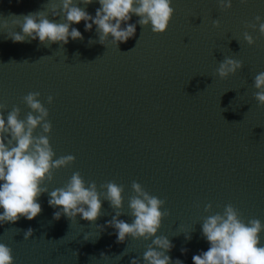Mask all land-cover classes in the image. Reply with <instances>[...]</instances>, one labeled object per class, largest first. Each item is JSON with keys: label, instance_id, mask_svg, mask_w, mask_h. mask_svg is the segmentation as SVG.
I'll list each match as a JSON object with an SVG mask.
<instances>
[{"label": "water", "instance_id": "water-1", "mask_svg": "<svg viewBox=\"0 0 264 264\" xmlns=\"http://www.w3.org/2000/svg\"><path fill=\"white\" fill-rule=\"evenodd\" d=\"M45 3L0 0V15L36 12ZM99 7L94 0L85 10L94 17ZM171 7L174 15L163 34L136 24L135 36L119 48L111 37L105 46L89 45L98 36L95 25L85 31L83 21L72 25L83 40L69 38L64 48L44 47L38 39L13 43L0 27V103L7 111L19 107L25 119L30 109L22 98L40 93L56 158H76L55 172L46 184L49 191L63 187L76 171L98 190L115 181L125 189L120 219L131 223V184L140 183L166 200L171 213L157 233L174 245L167 254L193 264L192 257L210 247L202 236L203 219L222 213L225 205L236 207L245 223L254 218L264 223V107L253 96L254 77L264 72V36L245 27L257 15L264 18V0H232L226 11L217 0H172ZM138 19L132 15L128 23ZM213 20L220 21L218 28ZM245 31L254 45L244 40ZM225 57L242 61L243 68L220 79L216 69ZM48 199L47 193L38 198L42 211L33 220L0 225V242L12 249L15 264H130L137 257L143 264L151 241L129 238L118 244L115 230L106 226L115 215L107 201L93 224L79 216L73 222L54 220L58 209ZM209 203L212 212L206 213ZM28 228L33 235L24 240L17 230ZM260 238L264 244V232Z\"/></svg>", "mask_w": 264, "mask_h": 264}, {"label": "clouds", "instance_id": "clouds-1", "mask_svg": "<svg viewBox=\"0 0 264 264\" xmlns=\"http://www.w3.org/2000/svg\"><path fill=\"white\" fill-rule=\"evenodd\" d=\"M93 2L46 0L43 10L0 15V27L8 30L6 39L13 43H31L38 39L44 47L59 44L64 48L69 38L72 41L83 40L81 32L72 27L83 21L85 31H91L95 25L98 36V41L89 39V45L98 42L105 46L111 37L112 43L119 48V44L135 36L136 24L142 28L151 25L153 33L163 34L175 11L171 7L172 0H97L100 7L93 17L85 10ZM217 2L221 10L232 7V0ZM240 3L246 4L247 0H240ZM81 4L85 7H80ZM132 15L139 17L135 24L128 23ZM213 26L218 28L220 21L213 20ZM245 27L258 30L264 36V18L259 15L255 17V23H246ZM17 28L19 32L14 30ZM244 40L249 46L255 43L247 31L244 32ZM218 65L216 75L220 79H226L243 68L242 61L231 57H225ZM253 87L256 89L254 99L258 106L264 107V72L255 75ZM39 97V92H29L22 98L30 109L25 119L20 118L19 107L13 106L11 111H7V105L0 103V209H3L0 225L15 224L21 217L33 220L42 211L38 198L45 193L49 196V206L58 209L53 213V219L57 221L63 216L73 222L79 216L95 224L104 214L102 204L107 201L115 215L106 222V226L115 230L118 244L129 238L151 241L143 253V264H183L179 259L173 261L167 254L174 247L168 237L157 234L164 218L171 214L165 208L166 200L150 194L140 183L133 181L131 184L133 194L128 198L127 213L131 223L120 219L125 215V189L115 181L101 184L98 190L95 181L86 182L81 173L76 171L63 187L49 191L46 184L54 180L55 172L74 164L76 158L71 154L56 158L49 139L52 131L49 111ZM53 99L50 95L47 102L51 104ZM204 211L211 213L212 205H205ZM201 225L202 236L210 247L194 255L193 264H264V244L260 238L264 223L259 219L254 218L245 223L239 210L227 204L222 213L206 216ZM96 227L103 231L105 226ZM20 231L24 232V240L33 235L32 228L26 231L18 229L17 233ZM84 238L88 240L87 235ZM185 239L191 240L190 233L185 235ZM181 252L186 253L187 249L182 248ZM124 255H127L125 251L117 257L122 259ZM101 257L108 258L104 253H101ZM0 264H15L12 249L3 242H0ZM130 264H141V257L133 258Z\"/></svg>", "mask_w": 264, "mask_h": 264}]
</instances>
